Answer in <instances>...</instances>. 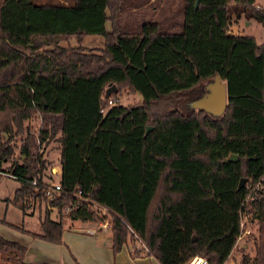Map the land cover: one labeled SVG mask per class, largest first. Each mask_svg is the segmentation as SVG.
Listing matches in <instances>:
<instances>
[{
  "label": "trees",
  "instance_id": "16d2710c",
  "mask_svg": "<svg viewBox=\"0 0 264 264\" xmlns=\"http://www.w3.org/2000/svg\"><path fill=\"white\" fill-rule=\"evenodd\" d=\"M255 5L0 0V170L19 181L4 201L22 217L34 208L38 215L36 231L8 225L60 243L66 221L108 218L113 254L124 243L132 256L142 253L138 241L159 264H184L193 256L222 264L239 232L246 185L259 182L252 200L254 252L241 254L240 264H264V42L228 31L231 15L264 26V4ZM90 34L101 36L100 47L81 44ZM71 37L75 46L59 45ZM214 75L225 86L216 116L190 106ZM112 84L116 90L105 95ZM121 91L139 101L106 107ZM31 114L40 119L43 146L57 143L53 174L61 194L48 203L41 178L53 163L36 152L23 124ZM22 133L13 154V139ZM232 154L235 159H226ZM241 178L246 181L237 188ZM47 205L56 207L55 216ZM24 252L0 235V264H26Z\"/></svg>",
  "mask_w": 264,
  "mask_h": 264
},
{
  "label": "rangeland",
  "instance_id": "374dc122",
  "mask_svg": "<svg viewBox=\"0 0 264 264\" xmlns=\"http://www.w3.org/2000/svg\"><path fill=\"white\" fill-rule=\"evenodd\" d=\"M36 3H69L70 0H33ZM259 4L263 3V0H256ZM251 22L246 24L249 20H245L240 17H235L234 15H231L229 18V26L228 31L233 34H239V35H248L252 36L259 42L264 41V26L257 23L253 19H250ZM232 23V24H231ZM106 29L109 28L108 22H105ZM81 44L85 47H100L102 45L101 36L100 35H85ZM61 46H75V41L71 37L67 41H61L59 43ZM117 104L126 105L131 104L139 101V95L137 94H128L125 91H121L117 97H115ZM194 101L192 102V104ZM23 124L28 126V133L33 134L37 132L39 126H40V119L37 114H31L29 118L25 119L23 121ZM25 134L22 133L19 137L16 136L13 139V154L17 151V144H19L20 137L24 136ZM42 148V156H45V159L49 164L56 163V159L58 156V150H57V143L56 141L50 139L46 142V144L41 146ZM37 152V150H36ZM7 166V162L3 165ZM58 175L53 174L52 180L56 181ZM246 181V180H245ZM244 181V182H245ZM19 186V181L15 178L6 177L0 175V219L3 218L5 222L0 221V234H3L4 238L11 237L15 234H19L18 229L13 228L12 226H19L22 227V229H25L29 232L36 231L37 229V210L34 208L32 211H30L27 215L21 216V213L19 209L11 204L10 202L6 203L4 201L5 198H11L13 190ZM255 185L247 184V192L243 201V209L240 214V221L242 222V226L240 230L244 231L247 230L248 232L245 233L240 237V239L235 240V244L233 249L229 252V256L225 259V262L222 264H240V255L246 254L248 257H252L254 252V242L255 238L257 236V221L252 217L253 207H252V200H253V194L254 192L259 188V186L254 187ZM42 206V204H41ZM54 214V210H51V215ZM53 216V215H52ZM108 219V218H107ZM107 219H104L103 222L107 224ZM69 221V220H68ZM66 221V225L68 223ZM11 224V225H8ZM75 224H79L78 221L74 222ZM96 225H99L98 222H92ZM8 229V231H7ZM17 231V233H14V231ZM7 231V232H6ZM22 234H25L26 236H20L17 239H14L16 241H20L23 243V245L26 246V264H36L38 262L41 263V261H44L46 259V255H54L59 259V255L62 254L63 256L65 254L68 255L67 250L65 247H63L62 251L60 252L58 247L61 246L59 243H49L47 241L41 240L40 242L44 244L47 248L39 245L38 243H34L32 240L31 235L28 233L22 232ZM11 240V239H10ZM40 240V239H38ZM140 242H135V246L139 245ZM51 246V247H48ZM199 258H202V256H197Z\"/></svg>",
  "mask_w": 264,
  "mask_h": 264
},
{
  "label": "crops",
  "instance_id": "0c3cea01",
  "mask_svg": "<svg viewBox=\"0 0 264 264\" xmlns=\"http://www.w3.org/2000/svg\"><path fill=\"white\" fill-rule=\"evenodd\" d=\"M256 4L261 7L264 4V0L262 4H259L258 2H256ZM248 20L249 21L246 24L251 22L250 19ZM255 41L257 43L262 42V41L259 42L256 39ZM263 96H264V85H263ZM195 100L193 104H192L193 101L190 103V106L198 108L197 107L198 104L196 103ZM51 171L53 172L57 171L56 163H54L53 166L51 167ZM76 221L78 220L68 221L66 227L61 233V242L59 243L61 244V246H59L58 249L61 252L63 247H65L68 255L65 254L63 256L62 254H60L58 259L54 255L47 254L46 259L44 261H41V263L38 262L36 264H43V263L45 264H159V262L156 260V258L153 255L147 253L146 250L142 246H140L141 243L136 247L139 248L141 247L142 253L136 256L131 255V248L129 243H124L123 245H121L119 250L113 254L110 248L111 234L108 224H106V226L100 227L99 225H96L89 221L86 222L78 221L79 224H75L74 222ZM14 233H17V231H14ZM18 233L19 234H15L11 237H8V239L14 240L19 238L20 236H26L25 234H22V232L21 234L20 232ZM3 234L0 235L4 236ZM32 240L34 241V243L36 242L39 245L47 248L44 244H42L43 242L42 243L40 242L42 239L38 240V238L34 237L32 238ZM17 242L23 245V243H21L20 241ZM23 246L25 247L23 262L26 263L27 248L25 245ZM233 247L231 248V250L233 249Z\"/></svg>",
  "mask_w": 264,
  "mask_h": 264
},
{
  "label": "built area",
  "instance_id": "2783aa9c",
  "mask_svg": "<svg viewBox=\"0 0 264 264\" xmlns=\"http://www.w3.org/2000/svg\"><path fill=\"white\" fill-rule=\"evenodd\" d=\"M255 8L259 9L260 6H258L256 4ZM117 103L118 102L116 101L115 97H110V98H108L106 100V107L114 105V104H117ZM104 110H105V107L99 108V112H103ZM34 137H35L36 150H37L38 153H41L42 152V148H41L42 143L37 139V132L34 133ZM55 172H57V171H55ZM0 175L6 176V177H11V178H17L15 175L11 174L10 172H6L4 170H0ZM52 175H53V171H51V168H50V171H44L43 172V175H42V178H41L42 179V183H41L40 189H41V194H42V196H43V198H44L46 203H48L49 200H53V199L59 197V195L61 194V188L59 186V183L57 181L52 180ZM261 178H264V175ZM30 184L38 186L36 177H32L30 179ZM254 185H255L254 187L259 186V182L254 183ZM74 196L79 197L80 195H79L78 192H76V194H74ZM82 199L83 200H88L85 197H83ZM243 201H244V199H243ZM69 206L66 207V211L68 210ZM89 206L93 210L98 211L99 214H104V212H105V208L103 206H101L100 204L96 203V202L90 201ZM47 207L50 210H54V214H52V215L55 216V208L56 207L55 206H49V205H47ZM242 209H243V203H242ZM242 209L239 212V232H238L235 240L240 239V237L242 235H244L245 233L248 232L247 230H244V231L240 230V228L242 226V222L240 221V214H241ZM98 223H99L100 227L101 226L102 227L106 226V223H104L103 221H98ZM142 247L145 249V247L143 245H142ZM184 264H207V262H206V259L204 257L199 258L197 256H193L189 260H187V262L184 263Z\"/></svg>",
  "mask_w": 264,
  "mask_h": 264
},
{
  "label": "water",
  "instance_id": "95a60500",
  "mask_svg": "<svg viewBox=\"0 0 264 264\" xmlns=\"http://www.w3.org/2000/svg\"><path fill=\"white\" fill-rule=\"evenodd\" d=\"M196 5V1L194 2ZM207 88L206 94L202 97L197 98L195 101L198 104L197 107L205 110L207 113L212 115H219L225 105V86L224 83L220 80L217 75H214L212 80L205 84ZM116 90L115 86L112 84L108 86L104 94L108 95L110 92H114ZM151 129V126H146L144 130V134ZM236 156L234 154L230 155L226 159H235ZM55 170V169H54ZM246 178H241L238 182L237 188H239Z\"/></svg>",
  "mask_w": 264,
  "mask_h": 264
}]
</instances>
